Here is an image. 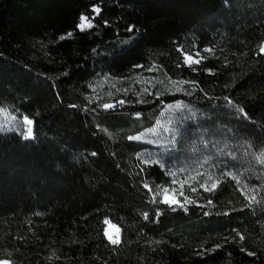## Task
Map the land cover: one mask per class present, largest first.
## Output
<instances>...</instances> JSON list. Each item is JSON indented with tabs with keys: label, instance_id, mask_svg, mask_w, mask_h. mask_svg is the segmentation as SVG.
Segmentation results:
<instances>
[{
	"label": "trees",
	"instance_id": "1",
	"mask_svg": "<svg viewBox=\"0 0 264 264\" xmlns=\"http://www.w3.org/2000/svg\"><path fill=\"white\" fill-rule=\"evenodd\" d=\"M263 42L264 0H0V111L13 117L0 127V260L264 264V173L245 142L208 136L225 170L208 191L172 177L177 141L135 138L175 100L243 109L264 135Z\"/></svg>",
	"mask_w": 264,
	"mask_h": 264
},
{
	"label": "rangeland",
	"instance_id": "2",
	"mask_svg": "<svg viewBox=\"0 0 264 264\" xmlns=\"http://www.w3.org/2000/svg\"><path fill=\"white\" fill-rule=\"evenodd\" d=\"M81 24H83V28L89 27L90 19L86 17V19L80 21L79 27ZM261 49H264V42ZM187 58L188 62L193 60L192 57L188 56ZM146 83L148 84L149 82L146 81ZM146 88L144 87L143 89ZM121 95L109 94L108 96L118 97ZM120 101L108 104H120ZM160 105L159 115L154 126L135 136V138L143 139L156 146V149L160 148L162 150H167L165 148L167 145L178 142L177 145L180 147L183 165L178 168H171V175L178 184H183L181 182L185 181L184 183L190 184L193 188H207L215 184L216 180L225 174V170L220 167L219 161L217 163L215 159L206 158L208 153L206 150L211 145L212 140V136H208L213 134L214 138V133H216L218 137L221 133L220 130L225 128L232 130L241 141L248 145V148L254 153L259 162L260 171L264 173V135L234 106L223 104L211 109H202L180 100L162 102ZM12 118L6 112L0 111V127L5 123L8 125ZM19 125L26 136L27 128L31 127V125H26L24 117L21 118ZM202 128L208 129V132H202ZM195 130L201 132L200 140L198 141L191 138L192 135L194 136ZM230 176L240 177L237 174H230ZM246 186L248 188L247 184ZM246 186L240 183V188L244 191L247 190ZM159 193L162 202L167 199L169 202L175 200L179 202L178 204L181 203L174 188L161 187ZM106 232L113 239H118L119 241V228L109 220H105L104 233Z\"/></svg>",
	"mask_w": 264,
	"mask_h": 264
},
{
	"label": "snow or ice",
	"instance_id": "3",
	"mask_svg": "<svg viewBox=\"0 0 264 264\" xmlns=\"http://www.w3.org/2000/svg\"><path fill=\"white\" fill-rule=\"evenodd\" d=\"M95 11H96L97 13H99L100 10H99V8H96ZM84 19H86V17H81V20H82V21H83ZM80 27H81V29H83V24H81ZM89 27H91V25H89ZM139 36H140V33L137 32V35H136V36H133L132 39H131L130 41H127V42H126V44H127L128 46H131L132 43H133L135 40H137V39L139 38ZM261 51L264 52V49H261ZM187 59H190V58H187ZM196 63H199V61H196ZM229 102H230V101H229ZM120 103L123 104L124 101H120ZM103 108H104V109H110V108H113V105H111V104H104V105H103ZM240 111L242 112L243 109H240ZM24 122L26 123V125H29V126L33 124V120H32V119H29L27 116L24 117ZM32 136H33L32 128H31V127H28V128H27V134H26V137H25V138H26V139H28V138H32ZM130 139H131V138H130ZM144 186H145V188L148 187L147 184H145ZM201 187H203V185H201ZM215 188H216V185L213 184L212 189H206V190H208V191H212V190H214ZM193 191H195V189H193ZM163 203H166V204H168V203H170V204H178L179 202H178V201H175V200L169 202L167 199H165V200L163 201ZM146 218H147V216H146ZM105 235L107 236V238L109 239V241H110L112 244H117V243L119 242L118 239H113L110 235L107 234V232L105 233ZM0 264H9V262H8V261H0Z\"/></svg>",
	"mask_w": 264,
	"mask_h": 264
}]
</instances>
